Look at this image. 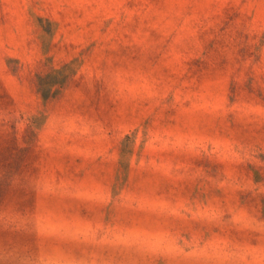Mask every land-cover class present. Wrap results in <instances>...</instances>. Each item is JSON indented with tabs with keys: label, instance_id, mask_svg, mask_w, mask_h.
I'll return each mask as SVG.
<instances>
[{
	"label": "rangeland",
	"instance_id": "1",
	"mask_svg": "<svg viewBox=\"0 0 264 264\" xmlns=\"http://www.w3.org/2000/svg\"><path fill=\"white\" fill-rule=\"evenodd\" d=\"M0 264H264V0H0Z\"/></svg>",
	"mask_w": 264,
	"mask_h": 264
},
{
	"label": "trees",
	"instance_id": "2",
	"mask_svg": "<svg viewBox=\"0 0 264 264\" xmlns=\"http://www.w3.org/2000/svg\"><path fill=\"white\" fill-rule=\"evenodd\" d=\"M41 90L43 91V97L47 99L50 94V89H46L45 83H41Z\"/></svg>",
	"mask_w": 264,
	"mask_h": 264
}]
</instances>
